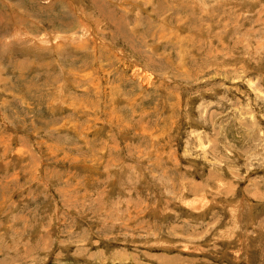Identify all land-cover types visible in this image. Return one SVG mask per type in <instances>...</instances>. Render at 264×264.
Listing matches in <instances>:
<instances>
[{"label": "rangeland", "instance_id": "obj_1", "mask_svg": "<svg viewBox=\"0 0 264 264\" xmlns=\"http://www.w3.org/2000/svg\"><path fill=\"white\" fill-rule=\"evenodd\" d=\"M0 264H264V0H0Z\"/></svg>", "mask_w": 264, "mask_h": 264}, {"label": "bare ground", "instance_id": "obj_2", "mask_svg": "<svg viewBox=\"0 0 264 264\" xmlns=\"http://www.w3.org/2000/svg\"><path fill=\"white\" fill-rule=\"evenodd\" d=\"M70 2V1H69Z\"/></svg>", "mask_w": 264, "mask_h": 264}]
</instances>
